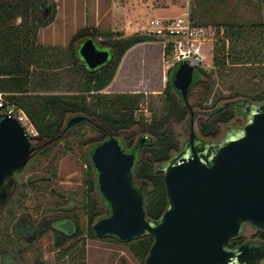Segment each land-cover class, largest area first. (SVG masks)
I'll use <instances>...</instances> for the list:
<instances>
[{
	"label": "trees",
	"instance_id": "1",
	"mask_svg": "<svg viewBox=\"0 0 264 264\" xmlns=\"http://www.w3.org/2000/svg\"><path fill=\"white\" fill-rule=\"evenodd\" d=\"M55 5L54 0H0V89L14 91L10 97L23 106L36 126L37 133L32 136L36 154L47 151L53 143L86 123L95 130L79 144L86 163L81 205L88 225L84 234L98 236L93 222L110 208L99 191L89 149L83 148L86 143L93 146L111 134L119 137L123 134L124 145L136 149L135 182L145 185L147 214L159 217L167 205V192L164 172L158 164L181 147L175 123L183 121L191 109L190 102L183 99L170 81L174 66L169 67L162 90L161 112L152 111L150 116L139 114L137 109L143 92L107 93L102 89L115 76L125 51L135 42L155 36L150 32L115 35L111 29L85 25L71 35L66 45L44 43L39 40V27L52 19ZM217 28L221 35L215 42L213 64L220 75L231 76L227 86L232 90L224 93L217 88L208 105V114L199 117L197 132L211 139L219 136L222 122L241 112L234 99L243 96L253 100L264 98V20H228L217 22ZM103 34L104 37H99ZM86 36L94 37L100 46L111 50L107 62L95 68L85 63L78 47ZM66 77L67 83L63 81ZM240 80L247 83H240ZM214 81V69L200 65L196 68L192 89L199 87V103L209 96ZM63 86L75 88V91L58 90ZM76 111L84 112L87 118L67 128V115ZM138 130L141 134L134 138ZM26 184L34 186L35 181L29 179ZM73 217L76 220L73 232L55 230L57 264H85V235H82L75 208ZM115 238L127 244L141 264H145L153 234L145 232L127 239ZM43 263L41 259L38 264Z\"/></svg>",
	"mask_w": 264,
	"mask_h": 264
},
{
	"label": "water",
	"instance_id": "2",
	"mask_svg": "<svg viewBox=\"0 0 264 264\" xmlns=\"http://www.w3.org/2000/svg\"><path fill=\"white\" fill-rule=\"evenodd\" d=\"M78 48L91 68L111 57V50L92 36L83 38ZM195 79L196 68L186 59L170 75L185 101ZM233 101L245 114L243 124L228 126L219 139L200 135L192 124L181 147L158 164L167 192L159 217L147 214L146 190L134 183L136 149H126L115 134L95 143L90 158L110 208L93 222L96 233L121 239L153 234L145 264H264V242L247 239L227 245L245 220L264 227V98L243 96ZM86 118L82 111L72 112L65 126L71 128ZM34 147L16 117L0 118V183L27 163ZM61 225L67 233L74 230L70 217ZM2 264L20 263L12 256Z\"/></svg>",
	"mask_w": 264,
	"mask_h": 264
},
{
	"label": "rangeland",
	"instance_id": "3",
	"mask_svg": "<svg viewBox=\"0 0 264 264\" xmlns=\"http://www.w3.org/2000/svg\"><path fill=\"white\" fill-rule=\"evenodd\" d=\"M60 4L58 17L49 25L40 27L39 38L46 42L50 39L57 44L66 45L71 35L80 27L95 25L104 29H111L115 35L148 32V20L153 15H174L190 11L195 20L217 26V22L240 21L250 22L264 20V0H120L119 12L110 13L102 7L93 10L92 0H57ZM98 1V0H97ZM104 0H102V3ZM218 35H221L218 33ZM105 35H99L104 37ZM227 38V37H226ZM228 38L226 39V42ZM216 40L208 44V54L204 67L214 69L213 89L207 98L199 103V87H194L189 94L191 109L183 121L175 123L176 131L181 142L189 135L191 125L198 129V120L208 114L209 104L213 93L221 88L224 93L230 92L227 84L230 75H220L213 64V52ZM122 56L113 83L103 91L113 93L117 91L143 92L139 114L150 116L152 111L160 113L162 110V90L168 77L167 54L164 53L161 42L155 37L137 41ZM66 77L63 81L67 83ZM240 83H247L240 80ZM61 91L72 92L75 88L63 86ZM194 110L193 115L191 110ZM245 114L237 112L230 120L221 123V138L226 128L231 125L239 126L245 121ZM53 143L47 151L35 154L21 171L16 172L19 186L8 194L0 209V255L1 262H6L14 256L20 264H57L58 247L54 245L55 230L45 229L36 237L24 235L17 228L21 218L38 222L47 215L57 212L73 211L78 213V221L85 235L86 256L85 264H141L140 259L129 249L128 245L117 240L113 234L108 236L91 237L86 235L87 217L81 205L83 198V171L86 166L80 140L92 135L95 130L86 123L80 129ZM138 130L134 138L140 135ZM120 137L124 138L122 134ZM90 148V143L84 145V150ZM52 175L50 180H42L40 176ZM35 185H27L26 181L36 178ZM25 182L26 185H23ZM52 186L55 189H52ZM63 207H66L65 209ZM73 207V208H70ZM38 232V231H37ZM258 232L251 224H246L243 236H258ZM34 238V239H33ZM10 248V249H9Z\"/></svg>",
	"mask_w": 264,
	"mask_h": 264
},
{
	"label": "built area",
	"instance_id": "4",
	"mask_svg": "<svg viewBox=\"0 0 264 264\" xmlns=\"http://www.w3.org/2000/svg\"><path fill=\"white\" fill-rule=\"evenodd\" d=\"M148 32L161 42L168 67L175 66L182 59L188 60L195 68L204 66L209 42L219 37L217 26L195 20L188 10L174 15L151 16ZM12 93L13 90L0 89V118L4 115L16 117L32 138L37 128L23 106L10 97Z\"/></svg>",
	"mask_w": 264,
	"mask_h": 264
},
{
	"label": "flooded vegetation",
	"instance_id": "5",
	"mask_svg": "<svg viewBox=\"0 0 264 264\" xmlns=\"http://www.w3.org/2000/svg\"><path fill=\"white\" fill-rule=\"evenodd\" d=\"M120 138H121L122 144L124 145L123 138L122 137H120ZM209 139H211V138H209ZM215 139H219V138L217 137ZM32 141L35 144L34 139H32ZM91 147L92 146H90V148H89V154H90ZM125 148L126 149H131V148L126 147V146H125ZM35 154H36V150H35V147H34L29 160ZM28 161H27V163H28ZM25 165L22 168L14 170L13 176H8L6 180H4L2 183H0V209H1V204L6 200V198L8 197V194L10 192H13V190H14V188L16 186H19V180L16 177V172L17 171H21L25 167ZM96 176H97V174H96ZM30 179L33 180V181L39 180V178L38 179L37 178L36 179L30 178ZM40 179H42V180H46V179L50 180V179H52V175H50V174L49 175H43L42 177L40 176ZM134 183L139 185V186H143V188H145V185L142 182L136 183L135 179H134ZM97 184H98V181H97ZM23 185H26V184H23ZM52 189H55V188L52 186ZM63 208L65 209L66 207H63ZM70 208H72V207H70ZM67 217L72 218V220L74 222V230H75L76 229V220L73 217V211L72 212L71 211L70 212L67 211V212H63V213L62 212H57V213H54L52 215H47L44 218H42L41 220H39L38 222H34V221H32L30 219H26V218L25 219L21 218L20 221L18 222L17 228L20 231H22V233L24 235H29V234L32 235L31 233L34 232L33 233V237H34V235L36 237L38 234L43 233V231L45 229H48V228H52L54 230H59V231L66 232L65 229L61 225V221L66 219ZM246 224L253 225L258 232L264 234V227L258 226L255 223H253L252 221L245 220L242 223V226H241V229H240L239 233L237 235H235L233 237H230L228 239V241H227V245L228 246L233 247V246H235V245H237V244H239V243H241V242H243V241H245L247 239H257V240H259L261 242H264V235L261 236V237H258V236L244 237L243 236V229H244ZM19 251H20V249L17 248L16 252H13L14 256H15V254L17 255L19 253Z\"/></svg>",
	"mask_w": 264,
	"mask_h": 264
},
{
	"label": "crops",
	"instance_id": "6",
	"mask_svg": "<svg viewBox=\"0 0 264 264\" xmlns=\"http://www.w3.org/2000/svg\"><path fill=\"white\" fill-rule=\"evenodd\" d=\"M54 1H55L56 5H55L54 15H53L52 19L48 23L43 24L40 27H42L44 25L45 26L49 25L50 23H52L58 17L60 4H59V2L57 0H54ZM91 5L93 7V10H100L103 7V9L105 11H108L110 13H116V12L121 11V10H119V8H120V6H122L124 4H122L120 0H104L103 3H102V0H98V1L97 0H92V4ZM97 22H95L94 24L95 25H99ZM40 27H39V29H40ZM39 32H40V30H39ZM39 32H38V36H39ZM39 40H40V38H39ZM40 41H42L44 43H56L57 44V42L55 40H52V39H50V41H48V42H46L45 40H42V39ZM132 47H133V44L125 51V53ZM124 55L125 54H123V57H124ZM116 74L117 73H115V76L113 77V79L104 88H106L109 84L114 82V80L116 78ZM104 88L102 90H104ZM0 264H2V262Z\"/></svg>",
	"mask_w": 264,
	"mask_h": 264
}]
</instances>
